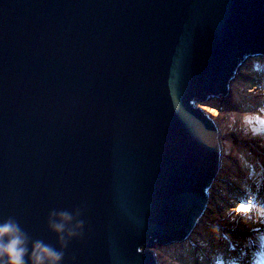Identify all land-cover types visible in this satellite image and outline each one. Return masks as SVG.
Returning a JSON list of instances; mask_svg holds the SVG:
<instances>
[{"label":"water","instance_id":"obj_1","mask_svg":"<svg viewBox=\"0 0 264 264\" xmlns=\"http://www.w3.org/2000/svg\"><path fill=\"white\" fill-rule=\"evenodd\" d=\"M257 54L264 0H0V264H159L221 164L198 104Z\"/></svg>","mask_w":264,"mask_h":264},{"label":"rangeland","instance_id":"obj_2","mask_svg":"<svg viewBox=\"0 0 264 264\" xmlns=\"http://www.w3.org/2000/svg\"><path fill=\"white\" fill-rule=\"evenodd\" d=\"M257 60V64L259 66H263L262 70H259L256 68L254 65H252V61ZM255 72L257 77L255 80H259L261 76H264V56L263 55H251L249 56L246 61L242 60L241 65L236 69L235 75H234V80L231 82V85L228 88V92L226 95L218 94L215 95L214 97H211L208 99L204 104H198V107L201 108L204 113H206L212 120H214L215 124L218 122H222L226 116L229 120V122L232 123H237L241 122L242 125L247 126L250 132H253L255 135L260 137L259 139H256L257 142L261 140V138L264 141V135H263V130H264V89H258L255 83L249 82V77L248 72ZM250 74V73H249ZM250 84H252L250 86ZM230 90V91H229ZM240 93L242 96H245L244 100V105H243V100L240 99V96L238 95ZM255 96H259L256 101H252V98ZM218 97V98H217ZM215 99H221L223 102V105L221 106H214L209 104L210 100H215ZM243 106L248 108L250 110L251 107H254L257 109L256 112H251L248 110H243ZM229 114V115H227ZM222 119V120H221ZM247 122L249 124L247 125ZM227 124V122L225 123ZM235 125V124H234ZM233 125V126H234ZM232 127V125H230ZM227 128V125H221L220 130L222 133V136L224 138H221V148H222V159H221V166L219 169V174L215 181L213 182V185L211 188L208 189L209 193V209L208 212L207 210L204 212V215L202 216V220L200 219L199 225L196 227V230L194 231L193 234L189 238L183 241H174L173 243L165 246H159L156 244L154 246V251L156 254L159 256L161 264H193V260L195 258L193 255L196 254L194 251V247L198 248L199 246H206V245H211V240H212V245L214 247H219L217 244L218 241H216V238H218L222 233L221 230H210V233L212 234H207L208 241L203 242L200 245L197 243L193 244V248L190 247V244H186L188 242V239L194 238V240L199 241V238L195 234L201 233L204 230L205 224H206V219L210 217V215H213L212 210L214 209V204L213 201L216 199L218 195V190L223 185H226V188L230 189V183L232 181V177L234 174H232L231 177L226 176L225 170H227V165L229 163V159H233V161H238L236 160V150L239 147H243L246 149V153L244 152V156L241 157V159H244L245 157L247 158V153L251 152V148L254 147L253 140L245 139L244 142L242 140V135H240L234 128ZM226 129H228L226 131ZM240 136V137H239ZM246 143L247 145H245ZM249 145V146H248ZM261 151V150H260ZM235 154V155H234ZM259 156V155H257ZM264 158V155L261 154ZM229 160V161H228ZM241 164V162H239ZM238 163V164H239ZM255 168V167H254ZM258 169L256 170V177H259L261 175V169L260 167H257ZM243 171V170H242ZM228 177V178H227ZM227 178V179H226ZM233 205V203H231ZM232 207V206H230ZM235 237H238L240 234H234ZM202 240V239H201ZM195 242V241H194ZM248 247L251 245L250 240H246L244 242ZM165 247L161 253H158V249H162ZM178 248L181 251H176L175 249ZM209 250H203L200 254L204 256H210V254L213 252L211 248H206ZM197 260V259H196ZM206 261V257L205 260ZM203 261V263H204ZM217 264L221 263L216 259ZM197 263L200 264V261L197 260ZM204 264H213L212 261H207Z\"/></svg>","mask_w":264,"mask_h":264},{"label":"trees","instance_id":"obj_3","mask_svg":"<svg viewBox=\"0 0 264 264\" xmlns=\"http://www.w3.org/2000/svg\"><path fill=\"white\" fill-rule=\"evenodd\" d=\"M252 65H254L259 70L263 69V66H259L257 64V60L253 59ZM248 75H250V77L248 78L249 82H252V80L257 77L255 72H251V71L248 72ZM255 81H258V80H255ZM251 85L252 84H250V86ZM238 95L240 96V99L243 100V105H244L245 96H242L240 93H238ZM258 97L259 96L253 97L252 101H256L258 99ZM243 110L244 111L248 110V111H251V112H256L257 111V109L254 108V107H251L250 110H249L245 106H243ZM227 115H229V114H227ZM226 122H227V124H225ZM220 123H222L223 125H227V128H229L230 125H232V127H230V128H234L240 135H242L243 142H244L245 139H249L250 138V140H253L254 147L251 148L252 149L251 152L247 153V158L245 157L244 159H241V157L244 156V152L246 153V149H244L243 147H239L236 150V148H235L236 154H238V155H235V156L240 158L241 166L242 167L245 166L246 169L243 170V173L240 172V170L239 171L235 170L236 166L233 164L232 161L228 160L229 163H228L227 170H225V173H226V176H228V177H231L232 174H234L233 177H232L233 183L230 184V189L226 188L225 187L226 185H223L221 187H217V188H220V189L218 190V195H217V197L215 199V204H214V207H213L214 209H211L212 213H215V214L214 215H210L209 219L206 220V224H205L203 232L199 233L201 235H203V234H211L210 230H213L214 226L215 227L219 226L216 223H218V221H219V219L221 217H225L226 215H230L231 216V215H234V214L241 213L240 211H238V207L239 206L237 204L234 205L235 208H231L230 206H228V203H229V200H230L229 190L234 192V191H236V186H242L246 182L249 183L248 178L246 176L251 177L250 173H254V174L256 173V170L258 169L257 167H260L259 159H258L257 155L260 156L261 154H263V151H264V141H263V139L261 138V140L257 142L256 139H259V138H257L255 134L253 135V133L249 131L248 127L242 125L240 121L237 122V123L234 122V123L231 124L229 122L227 116H226V118ZM227 130L228 129H226V131ZM220 132H221V130H220ZM244 144L247 145L246 143H244ZM243 176H244V178H243ZM239 205H241V204H239ZM249 213L250 212L246 211L244 213V215H247ZM162 250H161V252H162ZM201 257L204 258L205 256L202 255ZM209 258H210V256H209Z\"/></svg>","mask_w":264,"mask_h":264},{"label":"clouds","instance_id":"obj_4","mask_svg":"<svg viewBox=\"0 0 264 264\" xmlns=\"http://www.w3.org/2000/svg\"><path fill=\"white\" fill-rule=\"evenodd\" d=\"M249 56H247L245 59H244V62L246 61V59L248 58ZM253 133V132H252ZM221 137L222 134H221ZM257 138H260L258 136H256ZM224 138V137H223ZM236 151V150H235ZM223 152V151H222ZM264 152V151H263ZM223 154V153H222ZM235 155V154H234ZM264 155V154H263ZM237 158V157H236ZM230 161H232L231 159H229ZM233 162V161H232ZM221 166V164H220ZM228 167V165H227ZM220 169V168H219ZM220 172V171H219ZM219 172L217 173L216 176H218ZM258 181L255 183L254 187L256 189H259V185L260 183L258 182H261L262 184V188L264 189V180L259 177V179H257ZM215 180H213L214 182ZM213 182H212V185H213ZM263 182V183H262ZM211 185V187H212ZM210 187V188H211ZM239 187V186H238ZM230 191V190H229ZM239 192L237 193V190L232 192V195L234 196V198H232V196H230V200H229V203H228V206H232L231 208H235L234 205H238V211H240L241 213H238V214H234V215H226L225 217H221L218 221V224L219 226L218 227H215L213 228V230H221L220 227L221 226H229V227H232L235 231L233 232H229V231H225V230H221V235L218 237L220 239V244H219V247H214L213 245L210 246V245H204L201 250H198L196 251V248L193 246V244L195 243L194 241V238L192 239H188V242L186 244H190V247H194V251L196 252L195 255H193V257L195 259H197L198 261H200V259H198V256L200 255V257L202 256L200 253L203 251V250H209V249H206V248H211L212 250L214 248L218 249L220 253H225L226 252V249H227V252L228 251H234L236 248H238L240 245H245V241L246 240H258L260 236H264V229H261L259 227H256V222H255V219H254V216L256 213H262L264 214V209L263 210H260L259 206L257 205H254V204H248L246 206H242V205H239L241 203H239V200L236 199V197L240 196L239 195ZM260 193H263V192H260ZM209 198V193L207 192V199ZM233 203V205L231 204ZM209 209V207H206L205 211ZM204 211V212H205ZM248 211L250 212L249 214L247 215H244V213ZM204 212L202 214V216L204 215ZM208 212V210H207ZM215 213H213L214 215ZM202 218V217H201ZM209 219V217H208ZM202 220V219H201ZM207 220V219H206ZM201 223V222H200ZM199 222L197 223L196 227L200 224ZM249 226H248V225ZM196 227L194 228L193 232L191 234L194 233V231L196 230ZM202 233V232H201ZM190 235H188L187 237H185L183 240H186L187 238H189ZM234 234H240L238 237H235ZM197 237L199 238H195V239H201V236L202 238H204V242H207L206 238H205V235H201L199 233L195 234ZM212 235V234H211ZM204 236V237H203ZM183 240H178V241H183ZM165 247H168V246H165ZM163 247V248H165ZM166 249V248H165ZM164 249V250H165ZM177 252L178 251H181L179 250L178 248L175 249ZM156 253V252H155ZM213 253V252H212ZM199 257V258H200ZM197 260H195L194 262H197Z\"/></svg>","mask_w":264,"mask_h":264},{"label":"bare ground","instance_id":"obj_5","mask_svg":"<svg viewBox=\"0 0 264 264\" xmlns=\"http://www.w3.org/2000/svg\"><path fill=\"white\" fill-rule=\"evenodd\" d=\"M251 56V55H250ZM259 82H262V83H264V76H261V78L258 80ZM253 82H255L256 83V81L253 79ZM229 88V87H228ZM230 91V90H229ZM212 97H214V96H212ZM211 97H207L206 98V100L204 101V102H202V104H204L208 99H210ZM218 98V97H217ZM209 104H211V105H214V106H221V105H223V102H222V100L221 99H215V100H210V102H209ZM206 114V113H205ZM249 124V122H247V125ZM216 125H218L219 127L222 125V123H216ZM263 133H264V130H263ZM253 135H254V133H253ZM257 136V135H256ZM263 154H264V152H263ZM246 169V167L245 166H243L242 167V170H245ZM242 173H243V171H242ZM250 175H251V179L252 178H254V176H255V174L254 173H250ZM214 177V176H213ZM247 178H248V176H246ZM217 178V176H215L214 178H212V179H216ZM243 178H244V176H243ZM248 181H249V183L252 181H250L249 179H248ZM247 185H248V183L246 182L245 184H243L242 186L243 187H247ZM236 190H238V191H240V188L239 187H237L236 188ZM208 199H210V198H208ZM208 199H207V203H206V207H208V205H209V201H208ZM236 199L237 200H240L241 198H240V196H238V197H236ZM262 199V198H261ZM215 203V200L213 201V204ZM260 210H263L264 208H259ZM254 219H255V222H256V227H259V228H261V229H264V214H262V213H256L255 214V216H254ZM163 249V248H162ZM162 249H158L157 251H158V253H161V250ZM200 257V255L198 256V258ZM209 257L208 256H206V259H208ZM237 262L238 261H240L241 259H243V254H242V252H240V251H238L237 252V254L233 257ZM156 260L158 261V263L159 264H161V261H160V258H159V256L158 255H156ZM252 262V261H251ZM252 264H254V263H252Z\"/></svg>","mask_w":264,"mask_h":264}]
</instances>
